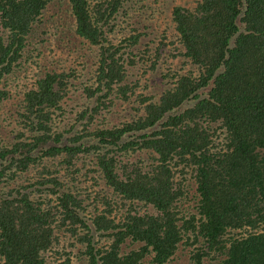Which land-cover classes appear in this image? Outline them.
Listing matches in <instances>:
<instances>
[{
    "label": "trees",
    "instance_id": "1",
    "mask_svg": "<svg viewBox=\"0 0 264 264\" xmlns=\"http://www.w3.org/2000/svg\"><path fill=\"white\" fill-rule=\"evenodd\" d=\"M51 1L0 0V80ZM142 1L69 0L75 35L95 49L94 80L60 128L79 76L46 70L25 94L17 139L0 136V264H46L57 230L83 244L87 264H168L180 248L190 264H264V0L175 5L157 45L143 41L157 13ZM142 46L144 73L166 71L158 96L127 83ZM167 52L181 64H159ZM118 101L127 121L99 122ZM80 162L96 175L90 218Z\"/></svg>",
    "mask_w": 264,
    "mask_h": 264
},
{
    "label": "rangeland",
    "instance_id": "2",
    "mask_svg": "<svg viewBox=\"0 0 264 264\" xmlns=\"http://www.w3.org/2000/svg\"><path fill=\"white\" fill-rule=\"evenodd\" d=\"M142 2L157 13L152 19L147 20V24L151 27V35L146 38L147 40H143L146 43L154 41L155 45L158 44L165 28L173 27L171 21V9L173 6L185 5L190 7L193 5V0H145ZM133 7L132 2L130 4L127 3L126 10L123 7V11L126 13L129 8L134 10ZM125 13L119 16L118 19L125 17ZM75 24L69 0H52L44 11L42 24L29 37L24 56L18 61L14 71L0 80V92L3 93L0 96V136L5 142L10 143L15 138L17 139L16 133L20 130L18 123L23 122L20 121V117L24 110L25 94L34 89L36 80L43 76L46 70L53 69L58 72L63 70L67 72L75 71L79 76L78 79L72 80L74 87L71 88L69 97L63 103L64 113L55 121L56 126L61 128L67 125L69 127L70 120L74 116L73 112L78 110L80 105L85 102L83 96L84 88L82 87L84 84H91L94 80V71L96 69L95 49L91 51L85 41L77 38L75 35ZM118 31L115 30L112 34L115 43H118L121 38ZM7 36L8 32L0 25V37L7 40ZM169 36L171 35L169 34ZM140 48V52L135 51V53H138L136 55L138 56L137 58H142V60L138 59L140 61L136 66H127V83L132 86L138 83V85H135L138 89L136 94L142 93L145 96L157 94L158 96L166 82L163 77V73H166V71L157 69V71L144 73L145 66L149 65L151 61L149 60V55L148 57H142L145 48L143 46ZM173 53L174 50H172ZM172 54L167 52L164 63L160 60L159 62L161 63L159 64L180 65L181 59L173 58ZM126 104L128 103L118 101L110 109L109 113L106 114L107 111L103 112L105 116L99 122H102L104 118L107 120L105 123L109 122L110 124H119L127 121V110L130 106H126ZM77 167L79 169L77 168L76 172L82 182L79 185V199L83 201L82 207L86 209L87 218H90L94 212V204L99 199L97 191L93 189L97 187L94 186L93 181L96 175L91 164L84 165L80 162ZM99 206L101 207L100 204ZM140 209L146 211L143 207H140ZM148 211L151 212V208ZM95 235L98 236L96 233ZM58 236L60 244L51 247L49 251L43 253L46 264H87V257L83 254L85 252L83 244L78 243L76 238L74 239L70 235L57 230ZM96 240H98V237H96ZM105 244L107 243L103 241L99 246H104ZM137 246L129 248L124 245L123 249L128 251L129 249L137 248ZM56 252L61 253V255L56 254ZM189 252L190 249L180 248L173 261L168 264H190Z\"/></svg>",
    "mask_w": 264,
    "mask_h": 264
}]
</instances>
